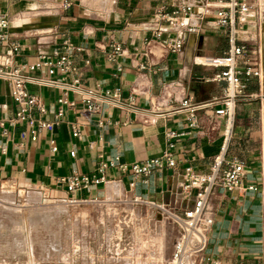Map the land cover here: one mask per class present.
<instances>
[{"label":"crops","instance_id":"crops-1","mask_svg":"<svg viewBox=\"0 0 264 264\" xmlns=\"http://www.w3.org/2000/svg\"><path fill=\"white\" fill-rule=\"evenodd\" d=\"M65 1L68 8L63 7ZM158 2L112 0L108 10L85 0H0V19L7 21L8 37L20 45L16 63H33L68 40L78 49L72 60L81 86L97 93L116 89L121 102L138 112L100 103V113L89 114L77 95L66 96L72 106L60 105L58 89L29 86L45 108L37 117L52 124L51 130L31 139L26 125L11 122L15 106L10 87L0 79V182L38 190L54 200L130 204L141 198L170 205L181 203L182 169L209 173L214 158L220 156L223 162L234 157L243 163L245 186L259 184L264 173V9L238 37L256 59L259 77L248 79L245 97L236 101L230 119L216 116L222 108L217 103L193 111L196 126L191 127V113L182 102L210 103L221 99L225 90L223 82L213 79L219 68L194 61L224 55L227 35L223 29L206 27L189 34L181 50L171 53L166 43L173 33L151 24ZM115 46L120 52H114ZM169 133L175 136L169 138ZM166 151L172 154L175 168L144 176L130 172L132 164ZM109 162L115 166L100 173L99 165ZM72 174L98 181L69 194L58 180ZM209 198L212 224L199 256L216 264H264L261 193L218 191ZM168 246L167 259L173 251Z\"/></svg>","mask_w":264,"mask_h":264},{"label":"built area","instance_id":"built-area-1","mask_svg":"<svg viewBox=\"0 0 264 264\" xmlns=\"http://www.w3.org/2000/svg\"><path fill=\"white\" fill-rule=\"evenodd\" d=\"M158 1L151 24L155 27L163 25L166 30L173 33L174 36L166 43V49L171 53L181 50L183 41L189 34H199L206 27L225 30L228 43L225 54L220 57H198L194 61L195 65L220 69L213 79L225 84L223 97L210 103L195 105H187L184 101L182 105L191 113L189 115L191 127L196 126L193 111L217 103H220L222 108L215 111L216 116L230 119L236 101L245 97L244 90L248 79L259 77L256 59L245 46L239 44L238 37L246 33L245 27L251 19L259 18L264 9V0ZM69 6V2L63 3L64 8ZM157 32L159 33V30ZM76 50L78 49L68 40H64L60 49L51 55H40L33 63H16L20 55V45L9 39L7 21L4 18L0 19V79L10 87L15 106L11 122L26 125L31 139H35L38 132L51 130L52 124L37 117L45 113V108L39 97L29 91V86L58 89L62 93L57 100L60 105L72 106L66 96L68 93L77 95L82 101L83 111L89 114H99L100 103L138 113L134 108L121 102L119 91L116 89L97 93L81 86L77 68L72 60V54ZM114 52H120V48L115 46ZM38 72L44 75H36ZM57 116H61L60 110ZM72 135H78L77 129L72 130ZM168 136L173 138L175 135L169 133ZM51 149L55 151L54 147ZM114 166V162L101 163L98 171L102 173L103 170ZM175 166L172 154L166 151L160 157L132 164L129 169L134 176H144L156 169H173ZM118 167L125 169L122 165ZM244 173L243 163L239 159L233 157L223 162L218 156L214 158L209 173L198 174L189 167L180 171L178 193L181 203L159 205L141 198L129 202L134 206L158 209L178 229L171 256L163 264H216L199 256L204 250L206 234L212 224L209 197L213 192L241 189L259 191L264 197V173L258 185L247 186L244 185ZM97 181L95 177L72 174L59 179L58 184L63 186L67 193L72 194ZM67 203L78 204L82 201L69 199Z\"/></svg>","mask_w":264,"mask_h":264},{"label":"rangeland","instance_id":"rangeland-1","mask_svg":"<svg viewBox=\"0 0 264 264\" xmlns=\"http://www.w3.org/2000/svg\"><path fill=\"white\" fill-rule=\"evenodd\" d=\"M85 1L108 10L112 3ZM36 216L42 221L31 222ZM177 236L158 209L69 204L0 182V264H163Z\"/></svg>","mask_w":264,"mask_h":264},{"label":"bare ground","instance_id":"bare-ground-1","mask_svg":"<svg viewBox=\"0 0 264 264\" xmlns=\"http://www.w3.org/2000/svg\"><path fill=\"white\" fill-rule=\"evenodd\" d=\"M41 217H42V216H41ZM37 219H40V218L36 216V217H34V218L31 219V222H33V221L35 222ZM40 220L42 221V219H40ZM8 264H9V263H8Z\"/></svg>","mask_w":264,"mask_h":264}]
</instances>
